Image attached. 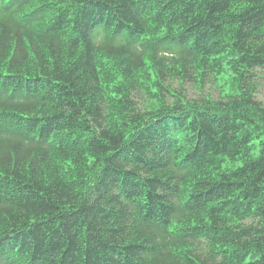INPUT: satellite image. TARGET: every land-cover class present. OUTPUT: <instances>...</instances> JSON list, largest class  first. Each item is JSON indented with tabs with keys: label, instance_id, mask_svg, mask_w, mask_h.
Masks as SVG:
<instances>
[{
	"label": "trees",
	"instance_id": "16d2710c",
	"mask_svg": "<svg viewBox=\"0 0 264 264\" xmlns=\"http://www.w3.org/2000/svg\"><path fill=\"white\" fill-rule=\"evenodd\" d=\"M0 264H264V0H0Z\"/></svg>",
	"mask_w": 264,
	"mask_h": 264
},
{
	"label": "rangeland",
	"instance_id": "374dc122",
	"mask_svg": "<svg viewBox=\"0 0 264 264\" xmlns=\"http://www.w3.org/2000/svg\"><path fill=\"white\" fill-rule=\"evenodd\" d=\"M178 85H179V82L177 80H175V86L177 87ZM185 87L187 88V93L193 95L194 98L200 97L201 93L207 92L206 90H208L212 93L214 92V90L211 88V86H207V87H205L204 90H201V87H200L198 82H196V84L194 86H192L191 83L188 82V83H186ZM216 91L217 90H215V92ZM153 102H156V101L153 100ZM158 103L159 102H157L156 104L158 105Z\"/></svg>",
	"mask_w": 264,
	"mask_h": 264
}]
</instances>
